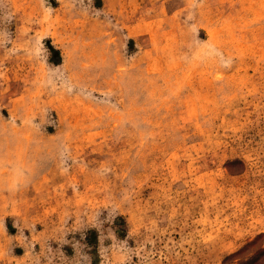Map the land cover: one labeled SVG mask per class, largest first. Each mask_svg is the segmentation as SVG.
Segmentation results:
<instances>
[{"label":"rangeland","instance_id":"rangeland-1","mask_svg":"<svg viewBox=\"0 0 264 264\" xmlns=\"http://www.w3.org/2000/svg\"><path fill=\"white\" fill-rule=\"evenodd\" d=\"M0 264H264V0H0Z\"/></svg>","mask_w":264,"mask_h":264}]
</instances>
